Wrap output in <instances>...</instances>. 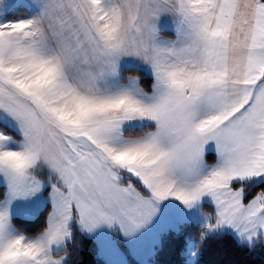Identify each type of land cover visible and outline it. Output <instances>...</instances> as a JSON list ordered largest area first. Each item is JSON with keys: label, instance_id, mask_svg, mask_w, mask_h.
<instances>
[{"label": "snow or ice", "instance_id": "1", "mask_svg": "<svg viewBox=\"0 0 264 264\" xmlns=\"http://www.w3.org/2000/svg\"><path fill=\"white\" fill-rule=\"evenodd\" d=\"M169 198L264 257V0H0V264Z\"/></svg>", "mask_w": 264, "mask_h": 264}, {"label": "rangeland", "instance_id": "2", "mask_svg": "<svg viewBox=\"0 0 264 264\" xmlns=\"http://www.w3.org/2000/svg\"><path fill=\"white\" fill-rule=\"evenodd\" d=\"M191 221L203 227L204 221L197 207L188 209L180 201L170 203L164 200L160 202L159 211L152 220L133 234H124L117 223L101 224L83 234L95 241L98 253L106 264H128L129 259L138 264H157L153 261V255L162 234L176 229L180 223ZM74 228L80 231L78 225H74ZM184 254L188 264L195 261L199 252L194 242H187Z\"/></svg>", "mask_w": 264, "mask_h": 264}, {"label": "trees", "instance_id": "3", "mask_svg": "<svg viewBox=\"0 0 264 264\" xmlns=\"http://www.w3.org/2000/svg\"><path fill=\"white\" fill-rule=\"evenodd\" d=\"M202 226L194 222H183L176 229H169L161 236L160 243L155 249L153 261L157 264H188L187 256L184 254L187 242L192 241L199 252L192 264H213L219 259L217 253L222 248L229 247L232 241L228 238L219 240L214 235H209L201 242L200 233ZM75 229L74 238L81 246L79 264H106L105 260L99 255L96 243L93 239ZM123 246L122 243H120ZM231 251V249H229ZM237 258L243 264H262V257L258 254L245 255L236 253ZM128 264H138L129 259Z\"/></svg>", "mask_w": 264, "mask_h": 264}, {"label": "crops", "instance_id": "4", "mask_svg": "<svg viewBox=\"0 0 264 264\" xmlns=\"http://www.w3.org/2000/svg\"><path fill=\"white\" fill-rule=\"evenodd\" d=\"M166 200H168L170 203L173 202V200H174L175 202H179L178 200H175L174 198H169V199H166ZM166 200H165V201H166ZM102 258H103V257H102ZM104 260H105V259H104Z\"/></svg>", "mask_w": 264, "mask_h": 264}]
</instances>
